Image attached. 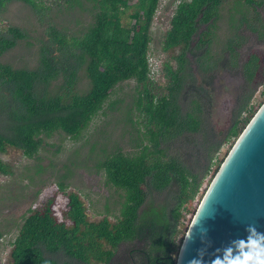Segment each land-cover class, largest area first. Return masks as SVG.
<instances>
[{
	"label": "trees",
	"instance_id": "1",
	"mask_svg": "<svg viewBox=\"0 0 264 264\" xmlns=\"http://www.w3.org/2000/svg\"><path fill=\"white\" fill-rule=\"evenodd\" d=\"M231 1L179 3L164 51L181 49V54L175 57L176 67L169 61L164 64L169 80L165 91L155 83L149 58L151 28L162 0H136L134 5L133 0H56L60 11L73 16L88 13L90 21L73 34L50 24L49 41L40 49L36 69L1 62L29 34L14 25L0 29V154L16 149L34 159L45 138L57 133L80 141L93 122L106 115L115 90L130 81L137 82L135 103L145 115L147 130L137 131L134 153L119 149L98 164L108 183L123 194L115 222L109 214L99 223L91 222L81 195L71 193L69 227L55 215L54 197L25 217L12 242L11 264H118L126 244L134 246L132 264H178L181 228L211 174L216 154L249 126L255 115L249 109L252 99L264 86L262 57L240 59L244 26L264 38V0H235L241 17L232 16V29L222 47L230 54L225 66L243 72L247 86L223 139L210 134L214 97L209 75L223 60L215 50L221 45L217 30L223 8ZM14 3L32 7L37 14L48 12L38 0H0V20ZM249 8L256 12V23ZM203 48L206 51L200 54ZM82 72L88 78L84 91L78 89ZM116 106L110 105L113 110ZM247 111L249 117L244 119ZM127 119L134 128L135 120ZM183 139L190 144L183 145ZM174 151L181 153L172 155ZM0 174H14L1 157ZM59 188L66 192L68 185L61 182ZM3 237L0 232V240Z\"/></svg>",
	"mask_w": 264,
	"mask_h": 264
},
{
	"label": "rangeland",
	"instance_id": "2",
	"mask_svg": "<svg viewBox=\"0 0 264 264\" xmlns=\"http://www.w3.org/2000/svg\"><path fill=\"white\" fill-rule=\"evenodd\" d=\"M38 1L40 6L47 8L48 12L37 14L32 7L14 3L8 7L1 18L0 29L3 31H6L10 25H14L26 29L29 34V38L6 54L1 62L9 63L17 68L36 69L40 61V49L45 42L49 41L47 33L50 24L59 25L60 30L65 29L69 34H73L81 30L84 27L83 24L86 25L90 21L88 13L73 16L68 15L64 10L60 11L56 8V0ZM135 1L133 0L131 5H134ZM171 1L173 2L169 5ZM181 1L162 0V5L156 11L151 28L153 41L149 58L154 69L155 83L163 91L169 84L164 64L169 61L176 67L175 57L181 54V49L164 51L166 35L172 28V19ZM236 5L233 0L224 6L223 17L219 22V30H217L221 45L215 50L223 54V60L219 69L213 71V74L217 75V80L216 82L212 81L211 94L214 101L211 104L214 107L209 112L211 114L209 115L208 131L210 134H215L220 141L225 135L223 133L228 131L232 109L236 105V98L238 99L241 94L240 89L243 84L239 70L230 66L227 69L225 66V61H230V54L222 47L232 29V16L241 17V13L235 9ZM247 11L250 13L249 17L253 23L256 12L250 8ZM129 14L131 11L128 12ZM127 21L128 17L125 16L124 22L127 23ZM242 32L245 39L242 41L240 59L246 61L252 55L257 54L262 57L264 70V38L258 37V34L253 33L246 26ZM205 51L206 48H203L201 53ZM87 88L88 78L82 72L78 89L84 91ZM137 97L136 81L119 86L105 108L106 115H100L80 141H75L63 133H57L51 138H45L43 148L34 159L26 158L23 152L16 149H10L7 154H0L3 161L11 165L14 173L11 176L0 174V232L4 233V237L0 240V264H11L12 242L15 241L29 212L43 208L45 203L54 197L57 201L54 206L55 215L61 222H66L69 227L73 224L66 217L69 210V194L71 193L81 195L88 208L91 222L99 223L108 214L115 222L114 216L120 214L121 205L124 203L123 194L108 183L106 172L99 169L98 164L119 149H122L126 154L134 153L139 136L137 131L143 130L146 133V119L136 106ZM116 103L117 106L113 110L110 105ZM251 104L255 111L254 119L264 106V86L258 88ZM128 117L135 120L134 128L128 121ZM192 140L195 139L192 138ZM238 140V138L233 139L223 144L221 150L216 154L211 174L195 201L186 223L181 228L177 244L179 247L176 255L178 260L196 215ZM181 141L185 146L191 142H188L187 139ZM177 153L181 152L174 151L171 154L177 155ZM61 182L68 185L66 192L59 188ZM135 247L142 249L141 245H135ZM132 250H134L133 245H123L117 256L118 264H132L134 257Z\"/></svg>",
	"mask_w": 264,
	"mask_h": 264
},
{
	"label": "water",
	"instance_id": "3",
	"mask_svg": "<svg viewBox=\"0 0 264 264\" xmlns=\"http://www.w3.org/2000/svg\"><path fill=\"white\" fill-rule=\"evenodd\" d=\"M264 231V106L220 169L183 246L178 264L202 249L205 259L237 249L240 237ZM203 237V239H202Z\"/></svg>",
	"mask_w": 264,
	"mask_h": 264
},
{
	"label": "clouds",
	"instance_id": "4",
	"mask_svg": "<svg viewBox=\"0 0 264 264\" xmlns=\"http://www.w3.org/2000/svg\"><path fill=\"white\" fill-rule=\"evenodd\" d=\"M239 239L237 249H229L225 255H215L210 260L205 259L202 249H198L197 255L187 264H264V231L250 228L247 235Z\"/></svg>",
	"mask_w": 264,
	"mask_h": 264
},
{
	"label": "flooded vegetation",
	"instance_id": "5",
	"mask_svg": "<svg viewBox=\"0 0 264 264\" xmlns=\"http://www.w3.org/2000/svg\"><path fill=\"white\" fill-rule=\"evenodd\" d=\"M200 54H202V53H200ZM241 73V76H242V78H241V80H242V82H243V84L241 85V89H240V92H241V94L242 93H244V91H245V89H246V78H245V74L243 73V72H240ZM217 75H215V74H210L209 75V79L211 80V81H213V82H216V80H217ZM245 89H244V88ZM240 94V95H241ZM240 95H239V97H240ZM239 97H238V99L236 98V105H235V107L232 109V113H231V118H230V122L233 120V118H234V114H235V112H236V110H237V105H238V103H239Z\"/></svg>",
	"mask_w": 264,
	"mask_h": 264
},
{
	"label": "built area",
	"instance_id": "6",
	"mask_svg": "<svg viewBox=\"0 0 264 264\" xmlns=\"http://www.w3.org/2000/svg\"><path fill=\"white\" fill-rule=\"evenodd\" d=\"M151 69H152V75H154V69H153L152 64H151ZM249 109H250V110H253V108H252V104H251V106H250ZM249 114H250V111L245 112V113L243 114V118L245 117L244 119H247V118L249 117Z\"/></svg>",
	"mask_w": 264,
	"mask_h": 264
}]
</instances>
